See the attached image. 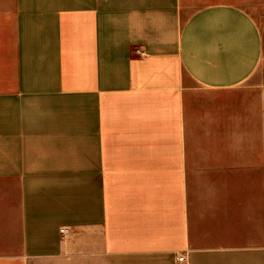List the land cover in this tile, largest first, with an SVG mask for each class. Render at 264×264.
<instances>
[{
	"label": "crops",
	"instance_id": "crops-1",
	"mask_svg": "<svg viewBox=\"0 0 264 264\" xmlns=\"http://www.w3.org/2000/svg\"><path fill=\"white\" fill-rule=\"evenodd\" d=\"M0 264H264V0H0Z\"/></svg>",
	"mask_w": 264,
	"mask_h": 264
},
{
	"label": "built area",
	"instance_id": "built-area-1",
	"mask_svg": "<svg viewBox=\"0 0 264 264\" xmlns=\"http://www.w3.org/2000/svg\"><path fill=\"white\" fill-rule=\"evenodd\" d=\"M138 52H139V51H138ZM139 53H140V52H139ZM63 231H67V230H66V229H62V232H63ZM182 259H183V256L180 257V258H178L179 261H182Z\"/></svg>",
	"mask_w": 264,
	"mask_h": 264
}]
</instances>
